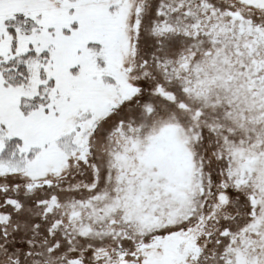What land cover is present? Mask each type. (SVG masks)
<instances>
[{
    "label": "snow or ice",
    "instance_id": "snow-or-ice-1",
    "mask_svg": "<svg viewBox=\"0 0 264 264\" xmlns=\"http://www.w3.org/2000/svg\"><path fill=\"white\" fill-rule=\"evenodd\" d=\"M0 264H264V0H0Z\"/></svg>",
    "mask_w": 264,
    "mask_h": 264
}]
</instances>
